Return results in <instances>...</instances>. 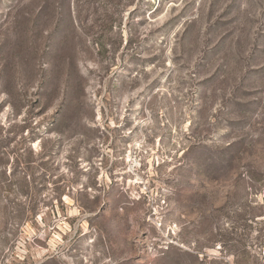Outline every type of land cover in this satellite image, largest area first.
<instances>
[{"label":"rangeland","instance_id":"1","mask_svg":"<svg viewBox=\"0 0 264 264\" xmlns=\"http://www.w3.org/2000/svg\"><path fill=\"white\" fill-rule=\"evenodd\" d=\"M0 264H264V0H0Z\"/></svg>","mask_w":264,"mask_h":264}]
</instances>
